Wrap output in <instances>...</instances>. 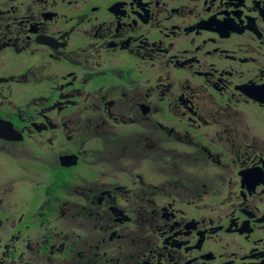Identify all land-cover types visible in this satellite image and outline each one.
<instances>
[{
    "label": "flooded vegetation",
    "instance_id": "1",
    "mask_svg": "<svg viewBox=\"0 0 264 264\" xmlns=\"http://www.w3.org/2000/svg\"><path fill=\"white\" fill-rule=\"evenodd\" d=\"M0 264H264V0H0Z\"/></svg>",
    "mask_w": 264,
    "mask_h": 264
},
{
    "label": "rangeland",
    "instance_id": "2",
    "mask_svg": "<svg viewBox=\"0 0 264 264\" xmlns=\"http://www.w3.org/2000/svg\"><path fill=\"white\" fill-rule=\"evenodd\" d=\"M26 59V58H25ZM67 144V143H65ZM89 168H85V167H80L79 168H76L74 170H68L69 174H66V172H62V176H63V179L62 181L60 182V185H59V194H65L66 191L69 189V186L70 184H73V183H78L81 181V178H89L91 176V172H89L88 170ZM57 171H49V185L52 184V183H55L57 182ZM65 174V175H64ZM116 178H121V175L118 174L116 176ZM72 186V185H71ZM38 192L39 190L36 192V189L32 188V189H28L27 191H22V195H27V197L29 198V201H30V205L31 207H35L36 206V199L37 197L39 196L38 195Z\"/></svg>",
    "mask_w": 264,
    "mask_h": 264
},
{
    "label": "water",
    "instance_id": "3",
    "mask_svg": "<svg viewBox=\"0 0 264 264\" xmlns=\"http://www.w3.org/2000/svg\"><path fill=\"white\" fill-rule=\"evenodd\" d=\"M12 134V133H11Z\"/></svg>",
    "mask_w": 264,
    "mask_h": 264
}]
</instances>
